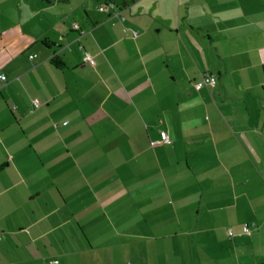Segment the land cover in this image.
<instances>
[{"label":"crops","instance_id":"crops-1","mask_svg":"<svg viewBox=\"0 0 264 264\" xmlns=\"http://www.w3.org/2000/svg\"><path fill=\"white\" fill-rule=\"evenodd\" d=\"M0 75V264H264V0H0Z\"/></svg>","mask_w":264,"mask_h":264},{"label":"built area","instance_id":"built-area-1","mask_svg":"<svg viewBox=\"0 0 264 264\" xmlns=\"http://www.w3.org/2000/svg\"><path fill=\"white\" fill-rule=\"evenodd\" d=\"M98 10L100 12H105V11L110 10L114 14V16L119 17V19L123 21V17L121 16L120 12L116 11L115 5H113L111 3L99 7ZM73 29L79 30V26L77 24H74L73 25ZM138 34H139L138 31L133 32V36L134 37H136ZM34 57L35 56H30L29 59H33ZM83 60L86 63H90V64L92 63V59H91V57L88 54L84 55ZM5 79H6L5 76L0 75V82H4ZM215 84H216V78L214 76H212V75L205 74L199 82L194 84V88H195V90H200L203 87H211L212 88V87L215 86ZM33 106H34L35 109L38 108L39 107V102L37 100L33 101ZM170 143H171V141H170V138H169L168 134L166 132H164V131H161L159 133V140H157L155 142H151L150 145L152 147H154V146H157V145H169ZM244 233L245 234H250L248 228H245ZM228 234L231 235V232L229 231ZM47 264H58V262L56 260H54V261L48 262Z\"/></svg>","mask_w":264,"mask_h":264}]
</instances>
